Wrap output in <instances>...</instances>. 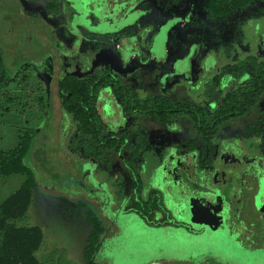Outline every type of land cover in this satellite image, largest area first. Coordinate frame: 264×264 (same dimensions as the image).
<instances>
[{
  "label": "rangeland",
  "instance_id": "1",
  "mask_svg": "<svg viewBox=\"0 0 264 264\" xmlns=\"http://www.w3.org/2000/svg\"><path fill=\"white\" fill-rule=\"evenodd\" d=\"M207 1L0 0V46L8 68V99L0 98V152L14 149L21 134L36 131L25 162L37 185L29 210L15 223L43 229L36 252L40 264H90L86 247L95 223L103 228L94 254L98 264H259L257 253L239 251L223 235L193 237L167 226V219L136 212L126 161L131 152H111L100 162L78 149V122L63 111L58 97L63 75L84 79L110 71L141 99L160 95L205 102V83L222 67L251 54L264 59V1L252 0L221 16L210 13ZM49 2L58 13L47 8ZM231 82L225 90L236 83ZM118 103L111 86L100 89L97 109L108 132L125 133L127 140L139 130L149 136V146L133 159L146 197L161 182L160 168L151 183L154 165L177 143L186 150L198 134L187 117L162 124L142 114L127 116ZM263 110L264 94L259 108L220 128L249 156L256 147L244 143L253 140L247 126ZM24 179L0 174V204ZM238 212L253 230L254 241L243 243L261 246L264 221Z\"/></svg>",
  "mask_w": 264,
  "mask_h": 264
},
{
  "label": "trees",
  "instance_id": "2",
  "mask_svg": "<svg viewBox=\"0 0 264 264\" xmlns=\"http://www.w3.org/2000/svg\"><path fill=\"white\" fill-rule=\"evenodd\" d=\"M251 1L208 0L207 8L213 15L221 16L238 10ZM47 8L58 13L54 2H49ZM2 56L3 49L0 46V98L3 102L8 99V91L4 92L8 84V68ZM227 80L228 83L225 84ZM232 80L236 83L225 90V86L232 83ZM106 86L112 87L113 95L119 99L118 104L125 115L142 114L162 124L187 117L193 122L202 141L211 144L226 122L247 116L260 107L264 94V59L260 60L251 54L236 64L222 67L206 81L203 103L173 101L160 95L141 99L110 71L103 75L91 74L84 79L68 73L58 79L61 107L63 111L72 114L79 125V133L75 138L77 148L84 149L89 157L100 162L105 161L111 152H131L126 161L131 167L129 173L136 196L132 208L142 216L153 219L156 211L160 209V194L154 188L149 196L142 195L144 184L133 164V159L149 146V136L139 130L133 140H127L125 133L108 132L97 109L100 89ZM46 102L48 101H44V106H47ZM249 130L258 133L257 128L252 125ZM35 134L34 129L21 134L14 149L0 152V174H21L25 177L20 187L0 204V264H40L36 252L43 243V229L39 225L18 226L15 223L29 210L33 190L37 185L35 171L25 162V156L33 146ZM188 142L194 147L197 140L192 138ZM102 232L103 228L95 223V230L86 247V258L90 264H98L94 254L100 248L99 237Z\"/></svg>",
  "mask_w": 264,
  "mask_h": 264
},
{
  "label": "flooded vegetation",
  "instance_id": "3",
  "mask_svg": "<svg viewBox=\"0 0 264 264\" xmlns=\"http://www.w3.org/2000/svg\"><path fill=\"white\" fill-rule=\"evenodd\" d=\"M255 118L257 122L251 123L258 133H252L249 124L247 133L253 140L243 141L250 148L256 147L251 156L220 130L211 144L198 135L194 147L189 144L185 150L183 142L177 143L179 153L175 152L178 148L173 153L171 150L156 163L151 183L161 168L157 188L161 201L152 220L167 219V226L184 229L193 237L205 233L223 235L239 251L257 253V261L264 264V242L253 249L245 245L243 242L254 241L253 230L244 218L237 217L241 215L237 211L242 210L248 219L264 221V112Z\"/></svg>",
  "mask_w": 264,
  "mask_h": 264
},
{
  "label": "crops",
  "instance_id": "4",
  "mask_svg": "<svg viewBox=\"0 0 264 264\" xmlns=\"http://www.w3.org/2000/svg\"><path fill=\"white\" fill-rule=\"evenodd\" d=\"M100 250V248L98 249V251Z\"/></svg>",
  "mask_w": 264,
  "mask_h": 264
}]
</instances>
